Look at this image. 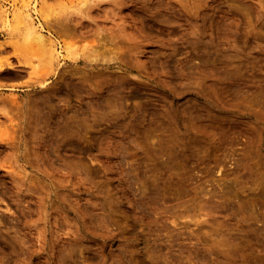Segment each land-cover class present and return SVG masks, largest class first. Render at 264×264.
<instances>
[{"label":"rangeland","instance_id":"rangeland-1","mask_svg":"<svg viewBox=\"0 0 264 264\" xmlns=\"http://www.w3.org/2000/svg\"><path fill=\"white\" fill-rule=\"evenodd\" d=\"M78 2L0 0V264H264V0Z\"/></svg>","mask_w":264,"mask_h":264},{"label":"bare ground","instance_id":"bare-ground-1","mask_svg":"<svg viewBox=\"0 0 264 264\" xmlns=\"http://www.w3.org/2000/svg\"><path fill=\"white\" fill-rule=\"evenodd\" d=\"M41 1L42 3H45L46 0H22L23 4L12 13L11 18L8 21V26L13 30V33L16 38V42L21 46H25L30 43H35L37 45H40L46 49H48V54L50 55V58H55L59 50L56 47L57 45L54 44V42L51 40V37L47 32L45 33L43 25H40V23L36 20L35 12L38 10H34V6L32 5L34 2ZM78 4L74 5V10L80 11L81 7L87 4H90L91 2H104L106 0H78ZM21 3V2H20ZM19 4H17L18 6ZM1 8V7H0ZM12 8V7H11ZM69 8V7H68ZM3 9V8H2ZM6 10V8H5ZM9 10V9H8ZM12 10V9H10ZM15 10V9H14ZM83 10V8L81 9ZM4 11V10H3ZM13 11V10H12ZM11 11V12H12ZM44 11V10H43ZM50 11V10H48ZM2 12V11H0ZM6 12V11H5ZM77 14V13H76ZM79 14V13H78ZM2 16V15H1ZM39 18V17H38ZM4 19V16H3ZM48 19V18H47ZM7 20V19H6ZM47 30V29H46ZM11 30H9L10 32ZM3 46L2 43H0V48ZM35 49V45H33ZM60 49V48H59ZM19 51V49H17ZM61 50V49H60ZM24 51V50H23ZM23 51L21 53H23ZM28 51V50H27ZM26 51V52H27ZM20 53V52H19ZM61 53V51H60ZM79 53V52H78ZM47 55V54H46ZM78 56V55H77ZM63 58V57H62ZM60 59V58H58ZM57 59V60H58ZM26 61V60H25ZM60 61V60H59ZM57 63V62H56ZM22 64V63H21ZM24 64V63H23ZM29 64V61L27 62ZM20 65V64H18ZM25 65V64H24ZM37 65V64H36ZM6 66V65H4ZM28 66V65H27ZM1 67V66H0ZM3 67V66H2ZM57 67V66H56ZM6 68L11 69L12 64L8 63ZM5 68V69H6ZM53 68V67H52ZM2 69V68H0ZM45 85V84H44ZM13 86V85H12ZM12 102V101H11ZM17 103V102H16ZM15 104V103H14ZM9 131V130H8ZM10 149V148H9Z\"/></svg>","mask_w":264,"mask_h":264}]
</instances>
